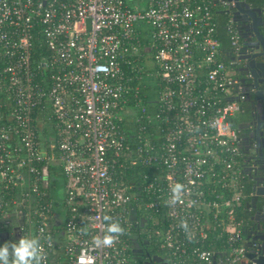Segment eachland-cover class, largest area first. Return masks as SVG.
Here are the masks:
<instances>
[{"label": "built area", "instance_id": "built-area-1", "mask_svg": "<svg viewBox=\"0 0 264 264\" xmlns=\"http://www.w3.org/2000/svg\"><path fill=\"white\" fill-rule=\"evenodd\" d=\"M233 6L0 0V244L35 235L45 264H132L143 217L166 264H247ZM144 80L149 108L132 102ZM51 167L65 182L49 199ZM103 215L125 231L94 248Z\"/></svg>", "mask_w": 264, "mask_h": 264}, {"label": "flooded vegetation", "instance_id": "flooded-vegetation-1", "mask_svg": "<svg viewBox=\"0 0 264 264\" xmlns=\"http://www.w3.org/2000/svg\"><path fill=\"white\" fill-rule=\"evenodd\" d=\"M246 2L248 5L243 6L245 13L242 15L238 14L239 16L234 13L232 17L233 25L238 35L237 47L239 50V54L234 58L236 61L235 72L241 85L238 97L239 111L233 121L241 138L242 182L245 187L242 206V237L246 252L249 251L253 252V254L261 255L264 253V197L255 198L253 186L254 179L264 182V95L262 91L264 82L255 86V82L257 83L262 78V70L260 69L252 71L249 81L242 80L244 73H242L241 69L244 63L240 56L252 51L253 46L247 48L244 45V38L247 39L249 35H252L251 33L255 28L256 21L254 19V22H252L251 15L256 17L261 14V21L264 22V4H260L258 0H246ZM233 12H236L235 8ZM259 27L260 31L264 33V25ZM261 60L264 61V56L261 57ZM248 85L253 88L250 94L246 91ZM252 108L253 111H251ZM246 126L248 128L244 129ZM260 132H263V134L261 135ZM244 134H249V137L244 138ZM253 198L254 201H252ZM142 227L140 220L134 225L138 245L137 251L132 252V264H166L160 255L150 250L147 239L140 236L139 232ZM155 255L160 256L162 259L160 261L157 260L154 258ZM216 259V264H228L224 259ZM247 264H251V262L248 261Z\"/></svg>", "mask_w": 264, "mask_h": 264}, {"label": "clouds", "instance_id": "clouds-1", "mask_svg": "<svg viewBox=\"0 0 264 264\" xmlns=\"http://www.w3.org/2000/svg\"><path fill=\"white\" fill-rule=\"evenodd\" d=\"M185 186L175 183L170 189L168 203L175 205L182 202ZM105 224L101 235L93 242L95 247H111L124 234V228L118 220L110 215H103ZM181 227L187 230L186 221H181ZM136 240V239H135ZM0 264H45V254L40 239L35 235H24L15 241H5L0 244Z\"/></svg>", "mask_w": 264, "mask_h": 264}, {"label": "water", "instance_id": "water-1", "mask_svg": "<svg viewBox=\"0 0 264 264\" xmlns=\"http://www.w3.org/2000/svg\"><path fill=\"white\" fill-rule=\"evenodd\" d=\"M244 5H248V3L246 2V0H234V6L233 9H236L235 15L237 14V16H239L238 14L242 15L245 13V10L243 8ZM261 15V14H260ZM256 16L254 17V15H251L252 17V22H254V19L256 21L255 24V28L254 31L251 33L252 35H249V37L247 39L244 38V45L247 46V48H252V51H250L249 53L243 54L240 56V59L242 60V62L244 63L241 71L242 73H244V77L242 80H250V74L252 75V71L254 69L257 70H262L261 72V79L256 83L255 82V86L257 84H262L264 82V61L261 60V57L264 56V33H262L260 31V25H264V22L261 21V16ZM260 19V21H259ZM245 25V21L243 22ZM252 39V40H251ZM249 75V76H248ZM253 82V81H252ZM246 91H248V93L250 94L251 91H253V88L251 85H248V88L246 89ZM262 91H263V95H264V87H262ZM262 93V92H261ZM253 111V108L252 110ZM251 115V114H250ZM248 127H244V129H247ZM260 134L262 135L263 132H260ZM249 137V134H244V138ZM264 144V143H263ZM254 197H264V182L259 181L257 179H254ZM252 201H254V198L252 199ZM131 214H130V219L135 220L136 219V210L133 208L131 209ZM144 218H140V225L143 226L144 224ZM137 245L138 242L133 239L132 240V252L137 251ZM246 257L247 259L251 262V264H264V253L261 255H257L256 253L253 254V252H246ZM154 258H156L157 260H161L162 258L160 256L155 255ZM217 259L215 258L213 260V264H216Z\"/></svg>", "mask_w": 264, "mask_h": 264}, {"label": "trees", "instance_id": "trees-1", "mask_svg": "<svg viewBox=\"0 0 264 264\" xmlns=\"http://www.w3.org/2000/svg\"><path fill=\"white\" fill-rule=\"evenodd\" d=\"M260 2V4H264V0H258ZM221 44L222 46H228V42L227 39L225 37L224 34L221 35ZM137 84V82H135ZM133 83V84H135ZM157 90L158 88L154 89L152 86V83L149 81L144 80L143 83L140 84V94L134 98H132V102L135 103V101L137 103H139V106H144L145 108H149L152 105V102L155 101L156 95H157ZM132 93H134V91H131ZM131 102V101H130ZM49 115H47V119H49ZM233 126H235L233 119L231 120ZM129 137V135H128ZM130 138V137H129ZM57 169L54 167H51L48 175H49V179L46 183V185L43 187H46L48 192H47V196L49 199L51 198H55V196H59L60 193V188L63 189V184L65 182V179L63 177V175L61 174H57ZM134 178L137 179L136 176L134 174H130L129 179ZM56 185H60V188L58 190L55 189ZM245 190V187H244ZM58 213L63 217L65 215V211L61 208H57ZM239 216L241 218H243V208L241 206V209L239 211ZM135 230V229H134ZM135 233V231H134ZM142 236V235H140ZM143 238H146L148 241V244L150 246V250L153 253H156L158 255H161V251L158 250V247L156 246L155 242L152 240V238H150L149 235H143Z\"/></svg>", "mask_w": 264, "mask_h": 264}, {"label": "rangeland", "instance_id": "rangeland-1", "mask_svg": "<svg viewBox=\"0 0 264 264\" xmlns=\"http://www.w3.org/2000/svg\"><path fill=\"white\" fill-rule=\"evenodd\" d=\"M60 174V173H58ZM57 175V174H56ZM60 188V185H56L55 189L58 190ZM60 193L63 194V189L60 188ZM60 219L58 217L55 218V222L59 221Z\"/></svg>", "mask_w": 264, "mask_h": 264}]
</instances>
